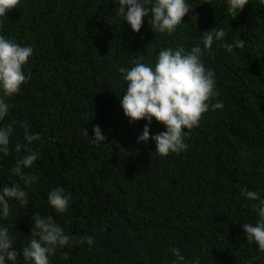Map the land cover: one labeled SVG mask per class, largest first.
Returning a JSON list of instances; mask_svg holds the SVG:
<instances>
[{"label":"trees","instance_id":"obj_1","mask_svg":"<svg viewBox=\"0 0 264 264\" xmlns=\"http://www.w3.org/2000/svg\"><path fill=\"white\" fill-rule=\"evenodd\" d=\"M186 2L189 14L172 34L153 31L150 17L133 33L116 15L119 0H19L0 20V34L34 49L24 66L30 78L6 98L9 114L0 121H15L9 153L0 154V189L19 184L29 201H13L0 220L18 250L40 215L71 237L50 264H171L173 247L189 264H264L242 228L258 219L243 191L264 197V0H248L236 15L227 0ZM219 28L225 37L202 61L215 74L209 103L223 108L210 106L186 130L185 151L158 156L151 138L137 142L146 121L123 114L127 82L119 69L140 58L154 63L165 47L189 50ZM24 123L40 137L27 146L39 152L25 170L37 177L29 186L11 171L23 155L14 145L24 143ZM96 125L100 145L90 141ZM161 131L153 118L150 137ZM56 187L70 194L66 213L47 203Z\"/></svg>","mask_w":264,"mask_h":264},{"label":"clouds","instance_id":"obj_2","mask_svg":"<svg viewBox=\"0 0 264 264\" xmlns=\"http://www.w3.org/2000/svg\"><path fill=\"white\" fill-rule=\"evenodd\" d=\"M19 0H0V20L6 12L16 8ZM248 0H227L226 7L230 14H237ZM189 14L186 0H119L116 12L121 21H126L133 33L140 31L143 18L150 17L152 30L172 34L177 26L183 24L182 18ZM2 27V24H0ZM226 33L223 28L206 32L200 44L189 50L183 47H165L159 51L154 63H144L142 58L133 62L130 68L121 67L123 85L127 82L125 94L120 98L123 114L129 122L145 120L142 133L137 137L138 143H146L151 138L155 144V154L164 157L180 154L187 149L184 137L186 130L199 125L202 114L212 109L223 108V103H209L215 95V74L206 69L202 61L205 52L211 48L214 40L221 41ZM243 41H236L235 46H243ZM202 45V46H201ZM227 52L233 49L232 44L222 45ZM34 53L29 45H22L0 34V121L9 114L10 98L20 92L21 86L29 80L24 66ZM156 122L164 126V131L151 135L150 125ZM15 121L0 126V154L9 153L10 138L13 135ZM24 143L14 145L16 153L23 155L15 161L12 173L19 176L25 186L37 180L27 171L39 158V152L27 146L38 140L39 134L32 133L30 126L24 123ZM86 136L88 133L84 130ZM93 138L90 141L100 145L105 136L99 125L92 128ZM27 149L26 151H24ZM243 195L255 201L253 208L258 219L255 223H243L246 239L253 242L259 251L264 252V197L258 191L244 190ZM15 201L20 205L28 204V195L19 184L5 185L0 189V220L10 216V205ZM47 203L56 213H66L69 208L70 194L61 187L51 189L47 194ZM31 238L21 250L14 246V238L6 226L0 225V264H17L18 253L23 264H50L58 248L70 243L71 237L64 228L51 216L37 215L31 229ZM88 244L92 238L86 237ZM170 252L175 259L171 264H189L179 248L173 247ZM191 264H199L193 260Z\"/></svg>","mask_w":264,"mask_h":264}]
</instances>
